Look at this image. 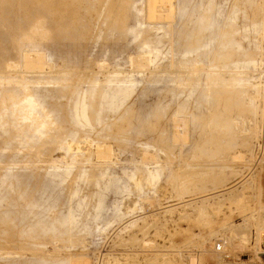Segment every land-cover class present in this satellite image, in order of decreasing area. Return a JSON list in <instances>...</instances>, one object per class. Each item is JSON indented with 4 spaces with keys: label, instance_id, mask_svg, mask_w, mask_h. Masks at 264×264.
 <instances>
[{
    "label": "rangeland",
    "instance_id": "1",
    "mask_svg": "<svg viewBox=\"0 0 264 264\" xmlns=\"http://www.w3.org/2000/svg\"><path fill=\"white\" fill-rule=\"evenodd\" d=\"M262 254L264 0H0V264Z\"/></svg>",
    "mask_w": 264,
    "mask_h": 264
},
{
    "label": "built area",
    "instance_id": "2",
    "mask_svg": "<svg viewBox=\"0 0 264 264\" xmlns=\"http://www.w3.org/2000/svg\"><path fill=\"white\" fill-rule=\"evenodd\" d=\"M214 250L218 253H221L224 251V247L220 242H217L214 245ZM216 264H264V257L257 256L256 259H247V260H239V261H228V262H219Z\"/></svg>",
    "mask_w": 264,
    "mask_h": 264
},
{
    "label": "bare ground",
    "instance_id": "3",
    "mask_svg": "<svg viewBox=\"0 0 264 264\" xmlns=\"http://www.w3.org/2000/svg\"><path fill=\"white\" fill-rule=\"evenodd\" d=\"M206 19V18H205ZM211 20V19H210ZM214 20V19H213ZM199 21H201V20H199ZM209 21V20H208ZM213 22V21H212ZM202 23V22H201ZM208 23V22H207ZM214 23V22H213ZM200 24V23H199ZM211 24V23H210ZM202 25V24H201ZM203 25H205V24H203ZM211 26L212 25H210V28H211ZM213 26H214V24H213ZM203 27H205V26H203ZM205 29V28H204ZM199 36V35H198ZM94 91V90H93ZM108 91V90H107ZM105 92V91H104ZM104 92H101V93H99V98H100V100L102 101V100H107V92H106V94L104 93ZM113 92V91H112ZM111 92V93H112ZM92 94V93H91ZM109 94V93H108ZM112 94H110L109 96H111ZM95 97V96H94ZM109 99H112V98H108V100ZM28 101H29V99H28ZM30 102H32L31 100H30ZM27 104V103H26ZM107 104V103H106ZM32 106H33V104H31ZM108 105V104H107ZM30 106V105H29ZM109 107V106H108ZM25 108V107H24ZM23 109V108H22ZM102 109V108H101ZM26 110H27V107H26ZM28 111V110H27ZM27 111H25L26 113H27ZM30 111V110H29ZM31 114V112H28V114ZM96 113V112H95ZM98 113V112H97ZM29 114V115H30ZM83 114V113H82ZM25 115V114H24ZM20 117V116H19ZM25 117H26V115H25ZM84 117V116H83ZM27 118V117H26ZM44 122V121H43ZM44 125V124H43ZM46 125V124H45ZM91 219V218H90ZM73 222H75V221H73ZM262 257H263V254L261 255ZM243 261H244V259H242ZM228 261H230V260H225L224 258L221 260V262H228Z\"/></svg>",
    "mask_w": 264,
    "mask_h": 264
}]
</instances>
